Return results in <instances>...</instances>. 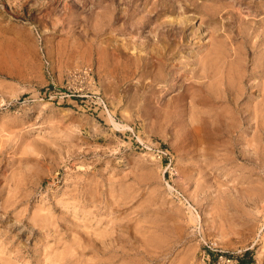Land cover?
Segmentation results:
<instances>
[{
	"label": "rangeland",
	"instance_id": "obj_1",
	"mask_svg": "<svg viewBox=\"0 0 264 264\" xmlns=\"http://www.w3.org/2000/svg\"><path fill=\"white\" fill-rule=\"evenodd\" d=\"M196 1L0 0V264H264V0Z\"/></svg>",
	"mask_w": 264,
	"mask_h": 264
},
{
	"label": "bare ground",
	"instance_id": "obj_2",
	"mask_svg": "<svg viewBox=\"0 0 264 264\" xmlns=\"http://www.w3.org/2000/svg\"><path fill=\"white\" fill-rule=\"evenodd\" d=\"M186 1L188 2V4L186 5L185 9H188L191 6L199 7L200 9H203L210 16L215 14L217 11L218 3L216 1L213 4H209V5H205L204 3H198L199 1L197 2L196 0H186ZM165 2H166V0H165ZM154 7L158 8L156 5H154ZM171 7H172V9H174L175 5L174 4L169 5V2H166L164 4V6H161L160 10L159 9L157 10L156 15L159 13V11H167V9L169 10ZM157 18H158V16H157ZM140 23L142 26H144V25L146 26V24H149L151 22L149 20H142V21H140ZM161 23H163V22H161ZM177 23L178 24L176 26H173L174 27L173 29H170V27L168 29H165V32L167 30V33H168L166 35L168 37V39H167L168 42L166 45L161 47V46H155V44H153L152 48L149 49V50L153 51V53H154L153 55L156 58L155 63L152 62L153 65L150 66V67L154 68L152 71L154 77H151V79L153 78L152 81L158 80V79L161 80L162 78H165L168 74L171 73L172 70H174V68H177V69L182 68V67L178 66L179 64L178 65L176 64L173 66L172 63H170L171 61H169L171 55H174L177 52L181 51L182 46H183V48L188 47L189 43H190V38H189L190 34L186 33V19H181ZM146 43H147V41H146ZM220 46H221V44L215 45V48L212 49L203 58L201 57L199 59V62L197 63V65L195 67H193L192 72H191V75H192L191 78H195V77L199 78L198 82L200 83L199 84L200 86H204L206 84V82H205L206 79L210 80V82L212 81V83H214L216 78L218 80L219 76L224 74V68H225L226 64H225V62L220 61L222 56H223V52H222V49ZM152 51H150V52H152ZM151 58H152V56H151ZM142 59H143V57H142ZM141 65H142V63H141ZM186 72H188V71L186 69H183L181 75H186ZM144 73H146V72H144ZM226 76H227V71H226ZM200 79H202V81H200ZM254 86L257 87V89L261 92V96H262L261 101L259 103L255 104L254 108L252 109L254 112V117H255V127H256L255 130H257L262 125V120H263L261 112L264 110V78L261 81L255 83ZM191 96H192V101L195 104L194 100L196 99V92H193L191 94Z\"/></svg>",
	"mask_w": 264,
	"mask_h": 264
},
{
	"label": "trees",
	"instance_id": "obj_3",
	"mask_svg": "<svg viewBox=\"0 0 264 264\" xmlns=\"http://www.w3.org/2000/svg\"><path fill=\"white\" fill-rule=\"evenodd\" d=\"M250 263H251V261H250ZM241 264H245V263H241Z\"/></svg>",
	"mask_w": 264,
	"mask_h": 264
}]
</instances>
